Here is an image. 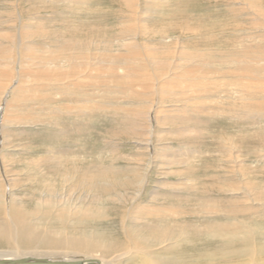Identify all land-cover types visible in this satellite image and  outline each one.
Returning <instances> with one entry per match:
<instances>
[{
	"label": "bare ground",
	"instance_id": "obj_1",
	"mask_svg": "<svg viewBox=\"0 0 264 264\" xmlns=\"http://www.w3.org/2000/svg\"><path fill=\"white\" fill-rule=\"evenodd\" d=\"M91 1L65 0L73 7L61 14L53 13L48 19L38 15L23 16L15 10L0 11V264H122L127 261L130 264H264V229L244 219L250 212L258 215L261 210L264 213V199L260 198L264 187L254 195L248 185L254 179L247 178L249 173L264 169V154L257 151V147H264V140L252 141L246 152L239 144L222 141L216 153L215 165L205 169L209 173L192 174L198 163L192 165L193 168L187 167L189 176L182 187L174 192L176 199L172 203L150 202L148 206L138 202L142 200V192L148 183L150 165L159 158L153 149L151 160L146 155L148 161L144 169L137 164L130 166L133 168L109 166L110 162L108 166H101L100 163L92 166L89 163L91 166L86 168L78 165L72 167L74 160L92 162V159L81 157L84 155H78L80 152L70 154L75 143L66 139L62 144L66 150L58 153L46 151V155L20 162L18 169H7L4 150L10 144L13 129L19 123H24L23 120L33 122L40 115L32 109L23 112L22 105L35 98L48 104L50 118L56 119L57 114H62L64 119L68 118L74 123L78 121L72 119L76 117L72 113L91 117L103 109L125 112L133 121L139 119V124H135L133 129L137 136L144 137L147 149L158 127L167 125L170 120L186 124L188 120H195L192 116L200 117V114L211 119L222 117L238 120L249 117L253 121L263 118L264 114L261 116V112H256L254 107L264 103V48L251 46V40L258 37L246 35L235 24L229 25V28L224 25L222 31L225 36L218 33L213 35L212 32L205 36L209 39L218 36L224 38V46L220 42L215 48H194L195 45L189 44L196 32L189 27L137 29L128 24L133 23L128 17L122 22L128 25L124 28V24L119 26L116 42L85 40L80 36L82 25L79 26L77 20L74 23L72 17H78L77 12L84 10L82 6ZM120 1L129 10L131 8L136 15L133 19L138 22L139 16L134 11L140 7V0ZM144 1L155 6L142 8V14L162 12L166 5L163 3L167 2ZM223 1L226 5L223 7L228 10H225L226 18L243 16L244 12L239 9L243 0ZM253 1L257 3L259 0ZM245 14L249 15L248 12ZM145 20L148 19L144 18L143 22ZM255 20L252 18L250 22L257 25L258 21ZM146 37L156 38L155 41L163 46L170 41L173 45L166 44L170 53L164 51L162 54L164 47L161 50L155 47L160 51L159 57H154L155 50L151 49L150 44L155 41H148ZM36 38L42 43L37 44ZM110 44L113 46H108ZM49 87L53 88V93L43 89ZM62 97L69 101L68 106ZM102 98L106 100L105 103L98 101ZM124 99L128 108L123 105ZM237 99L241 102L238 105ZM172 101L183 104L176 105L173 111L165 109V102ZM230 101L233 104L229 109L230 106L227 108L226 104ZM189 103L194 111H189ZM212 104L219 108L209 114L211 108H205V105ZM184 131L189 129L185 127ZM252 151L256 154V160L261 158L257 162L263 164L245 165L243 158L253 155ZM192 155L189 156L191 160L197 158ZM161 157L166 164L167 155L162 153ZM19 186L24 188L18 189ZM201 188H204L207 196H204ZM111 191L115 192L111 199L117 198L123 206L131 203L122 215L118 230L120 238L114 237L115 246L112 236L118 234L104 227L100 228L103 230L97 228L101 227L100 220H105L106 214L88 207L81 208L84 197L85 200L91 197L89 199L94 202L99 199L100 192L108 197ZM24 197L30 202L34 201L31 208L23 204ZM258 199L262 200L257 201L260 205L255 204ZM136 203L135 208H139L138 213L147 222L132 223L134 220L130 215L136 214L133 205ZM92 207L94 209V205ZM200 218L204 221L203 226L193 228L195 223L190 221ZM212 239L218 240L216 252L220 253L208 247Z\"/></svg>",
	"mask_w": 264,
	"mask_h": 264
},
{
	"label": "rangeland",
	"instance_id": "obj_2",
	"mask_svg": "<svg viewBox=\"0 0 264 264\" xmlns=\"http://www.w3.org/2000/svg\"><path fill=\"white\" fill-rule=\"evenodd\" d=\"M243 1H242L243 5H241L242 7L241 6H240V8L238 7L241 11L244 12L243 16H237V17H234L233 19L228 18L229 16L226 18L227 14L225 12L228 10H226V8L223 7V5H225L223 3L224 2L223 0H167V2L163 3L166 5H165V8L162 12H156V13L155 12H147L145 14L141 13L142 12L141 9L142 8H148V7H149V9H151V7L155 6V4H152L148 1L145 2L144 0H140V2H139L140 7H137L136 11L133 10L139 16L138 22H137V20L135 21L133 19V17L136 15L133 14V12L131 11V8L129 10V8H127L124 4H122L120 0H92L90 2V4L82 6L84 8V10L79 11L80 13L77 12L78 17L73 16L72 18H73L74 23H76V21H74V20H77L79 23V26L82 25L81 29L83 31L80 32V36H82V38L85 40L93 39L96 42H99V41L102 42V40L108 41V42L113 40V42L114 41L116 42V33L118 32L120 27L123 26V24L125 26H123L122 28L126 27V25L129 24L131 26L134 25L135 28H137V29L148 27V29H150V30H157V29H160L161 27H168V26L169 27L170 26H177L179 28H180V26L181 27L184 26L183 28H186V27L191 28V30L196 32L194 34L197 35L196 36L193 34L194 36L191 37V43L189 45H191V46L195 45L194 48L195 47H199V48L204 47L205 49L208 47L209 48H215V47H217V45L221 44L220 42H222V44H223L222 46H224V44H225L224 38L220 39L218 36L217 37L218 39L217 38L209 39V38H206L205 36L211 32L213 35L217 34V33H218L217 35H221V34L224 35L223 31H222L223 26L226 25V27L229 28V25L233 26L235 24V25H237L236 28L237 29L240 28L242 31H245L244 33L246 35L258 37L257 40H251V46L264 48V25H263V23H264V0H259V1H257V3L254 2L253 0H248L249 2H247V0H243ZM151 2H153V1H151ZM169 6H171V7H169ZM72 7H73V5L67 4L65 2V0H0V11H2V12L3 11L14 12L13 10H15L16 13L19 12V13L23 14V16L30 17L32 15V17H35L36 15H38L40 18H43V19H46V18L48 19V18L52 17L53 13L61 14V13H63V11L65 12V11H67L68 8H72ZM173 8H175V12H174ZM160 9H161V7H160ZM166 9H168V10H166ZM170 9H172V10L170 11ZM247 12L249 13V15L245 14ZM176 13H178L177 14L178 16L176 15ZM117 14H120V16H122V17H119V15H117ZM65 17H67V15H65ZM128 17L131 21H133V23L129 22L128 24H125V23L122 24V22L124 20H126V18L128 19ZM173 17H175V18L173 19ZM144 18H147L148 20H145V22H143ZM252 18H254L258 21L257 25L253 24L252 21L250 22V20ZM223 19L225 20V22ZM230 19H232V22ZM160 21H162V22H160ZM226 21H227V23H226ZM119 22L121 23V25ZM118 23H119V25H118ZM138 26H140V27H138ZM193 28H195V29H193ZM210 28H211V30H210ZM193 38H194V40H193ZM145 39L146 40L148 39V41L157 40L156 38H152V37H148V38L146 37ZM36 41L38 42V43L36 42L37 44L42 43V41L38 40L37 38H36ZM244 42H246V40ZM99 44H101V43H99ZM166 44L173 45L170 41L165 43V46L160 44V42H158V41H155L154 43L150 44L151 49L154 48V50H155L153 53L154 57H157V58L159 57V51L161 50L160 49L161 47H164V49L166 47L165 50L163 49L162 54L164 53V51L166 53L167 52L170 53V51L167 50L168 45H166ZM108 46H113V45L110 44ZM155 47L160 49V50H158V49L156 50ZM115 48H117V46H115ZM228 48H230V47H228ZM263 48H261V49H263ZM201 49H203V48H201ZM31 51L33 52L35 50H31ZM35 52H36L35 54H39V52H37V51H35ZM43 89L44 90L46 89L47 93H53L54 92V91L52 92L53 88H50V87L49 88H43ZM49 89L51 90V92L49 91ZM46 91H44V92H46ZM62 99H63V101H65V104H67V106H68L69 101H67L64 97H62ZM62 99H60V100H62ZM98 101L105 103L104 101H106V100L104 98H102V99H99ZM120 101H122V99H120ZM126 101L127 100L124 99L123 105L125 108H128V106H127L128 104ZM237 101H238V99L236 100V102ZM25 102H27V101H25ZM116 102H118V101H116ZM172 102L171 103L165 102V104H164L166 106L165 109L173 111V109L176 105L183 104L182 102H176V101H172ZM230 102L231 103L226 104L227 108L230 106L229 109L231 108V105L233 104L232 101H230ZM196 103H198V102H196ZM238 103L240 104L241 102L238 101L236 104L238 105ZM244 105H246V104L244 103ZM244 105H241V106L245 107ZM259 105H261V106H259V107L254 106L256 109L255 111L261 112L260 115L262 116V114H264V106H263L264 103L259 104ZM22 106H23V112L25 110V112L27 113L28 109H30V110L32 109L31 111L36 110V112H39L40 115L38 116L39 118L36 116L35 119L33 120V122H30L28 120L27 121L23 120L24 123H19L16 126V129H13L12 135L9 137L10 144H8L4 150V153H5L4 159L7 162L6 165H7V169H9V171H11L12 169H15V168L18 169L21 165V164H19L20 162H25L26 160L33 158V157L34 158L41 157L42 154L46 155V153H47L46 151L51 150L53 153H54V151L56 153H58V151L66 150L62 145L63 143H65L64 141L66 139H70L71 141L74 140L72 142V144L75 143V144L80 146L79 147V146L73 144L74 147L70 149V154L75 153V152H76V154H78L80 152L78 155H80V156L84 155L81 157H85V158L89 157L90 159H92V162L87 161L88 163L85 161L86 159L84 160L85 162L84 161L79 162V160L78 161L74 160L73 163H75V164H73L72 167L75 165L76 166L78 165V167L86 168V166H91L90 164H92V166H93L94 164H97V163H100V165L102 164L101 166H104V164L106 166H108L109 162H110L109 166H111V164H112V165H116V167H123V168L127 167V168H129L133 164H137L139 167H141V169H144V167L146 166L147 161H148L146 158V155H147L148 159L151 160V157L153 154L152 152L154 150V151H156L155 155L158 156L159 158L157 160H153L155 162L154 164H152L153 166L150 165V167H152V168H150V170H148V183L145 185L144 192H142L143 193L142 200L138 202V204H140V205H147V206H148V204L150 205V202L152 204L170 203V202L172 203V201L176 199L175 196L173 195L174 192L182 187V183L185 182V179L189 176L188 173H186L187 169L190 168V166L193 168V166L198 163L197 165H199V166L194 168V170H196V171H192V174H194V173L197 174V172L205 173L204 171H208L205 169H207L208 166H211V167L214 166L216 163L215 160L218 157L216 153L220 150L219 145L222 141L228 140V141L234 142L235 144H239L242 147V151L246 152L247 150L249 151L248 146H250V143L252 141L256 142L257 140H260V141L264 140V116H263V118L256 119L253 121H252V119H249V117H242V119L238 118V120H239L238 121L237 119H225L222 117L217 118V119H211L207 115L200 114L199 115L200 117L192 116L191 118L195 119V120H188L189 123H186V124H183L182 122L179 123L178 121L171 122V120H170V122H168L167 125L159 126L157 129V133L152 138V143L150 145V148L147 149V146L145 145V143L143 141L144 137L137 136L136 132L133 129L135 124H137V123L139 124V122H140V121H138L139 119L138 120L134 119L135 121H133V119L129 115H126L125 112H121V111H117V110L103 109V110L99 111V114L94 113V114H92L94 116H91V117H88L87 115H84V116L81 115L82 116L81 117L79 115H75V113H72V115L74 117L75 116L76 117L75 118L71 117V118L74 120L77 119V121H78L77 123H74V122L70 121L68 118L64 119L65 116L62 114H57L56 119L50 118L49 117V115H50L49 110H47L48 104L42 100L39 101L36 98L34 99V101H32L30 99L28 103H24V105H22ZM205 106H206L205 108H208V107L211 108L209 114H211V112H213L215 110V108H219V107H217L218 105H216V104L215 105H213V104L212 105H205ZM241 106H240V109H241V112H243L242 110H244V109L241 108ZM188 107H189V109H191V110L188 109L190 112L195 110L191 103L188 104ZM250 108H246V110H249ZM44 112H45V114H44ZM105 112H107V114ZM116 112H117V114H116ZM246 112H249V111H246ZM100 113H101V116H100ZM203 116H205V117H203ZM101 117H103V118H101ZM128 117L131 118V120ZM88 118H89V121H88ZM93 118H94V120H93ZM37 119H39V122ZM126 119H128V120H126ZM34 121H35V123H34ZM96 121H97V126H96ZM132 121L134 124L132 123ZM203 121H205V122H203ZM81 123H83V124H81ZM128 123H130V125ZM86 124L87 125L89 124V125L87 126ZM0 127H2V120L1 119H0ZM164 127H165V130L163 129ZM185 127H186V130L189 129V131L185 132L184 131ZM87 128H88V130H86ZM10 129H11V127L9 128V130ZM195 129H196V131H195ZM248 129H249V131H248ZM85 130H86V132H85ZM0 131H1V128H0ZM90 131H91V133H90ZM183 131L187 134H184ZM254 131H256V132H254ZM81 132L84 135H82ZM163 132H165V133H163ZM182 133L184 135H182ZM255 133H257V135H255ZM79 134H81V135H79ZM71 135H73V136H71ZM75 135H76V137H75ZM85 137H86V139H85ZM89 137H91V138H89ZM92 139H93V141H92ZM49 141H50V143H49ZM92 142H94L93 143L94 146H92ZM0 143H1V133H0ZM90 146H92V147H90ZM77 147H78V149H77ZM75 148H76V150H75ZM57 149H59V150H57ZM147 150H148V152H147ZM257 151L264 154V147L263 146L257 147ZM162 153L165 156L167 155V157H166L167 163L166 164L164 163V161L161 160L162 159V157H161ZM87 154L89 156H87ZM199 154H201V155H199ZM212 154H214V155H212ZM252 154H253V151H252ZM191 155L197 156V158H199V157L200 158L199 159L193 158L191 160V157H189ZM173 156H175L176 158ZM255 156H256V154H253V155H250L249 158H247V159L243 158V160H245V165L247 166V164L251 163L254 166H256V165L259 166L258 164H263L261 162H257L261 158L256 160L254 158ZM182 158H185L186 161H185V159H182ZM172 159H173V161H172ZM176 159H178L179 162ZM138 160H141V161L138 162ZM98 161H100V162H98ZM161 161H162V163H161ZM171 162H172V164H170ZM175 162H177V163H175ZM173 163H175V164H173ZM178 163L181 164V166H179V165L177 166ZM85 164H88V165H85ZM183 166H184V168H183ZM130 168H133V167H130ZM180 170H183V171H180ZM57 172H59V170ZM209 172L210 171H208L207 173H209ZM195 177H197V176H195ZM250 177H252V179H254V180H251L248 183V185L251 186L252 192L255 195L256 191L262 190V188L264 187L263 186V184H264V169L256 170V172L253 174H252V172L249 173L247 175V178H250ZM57 184L59 185V183H57ZM23 188H24V186L18 187V189H23ZM253 189H255V190H253ZM199 191H200V187H199ZM201 192L203 194H205L204 196H207V193H204L205 192L204 188H201ZM100 193H101V195L99 194L100 195L99 199L94 200V202L89 199L91 197L86 198V200L84 197L83 202H82V204L84 206H82L81 208L83 209L84 207L85 208L88 207L91 210H99L102 213L106 214V215H104L105 220H100V226L101 227L97 226V228L100 229V228L104 227L105 229H108V230L110 229L111 231L116 232L118 235L112 236L113 246H115L116 242L114 240V237L120 238L118 230L120 229V225H121L120 223L122 222V218H123L122 215L125 211L128 210L131 203H130V205L127 204V206L126 205L123 206V205H121V203L118 201L117 198L111 199V197L115 193L114 191H111V193H110L111 196H108V197L104 194V192H100ZM253 194H251V195H253ZM254 195L252 197H254ZM260 198L264 199V193L262 196H260ZM218 199H220V198H218ZM261 199L256 200L255 204L260 205L261 204L260 202L262 201ZM22 201L24 202L23 204L26 205L27 208H29V207L31 208L32 205L34 204V201L30 202V200L26 199L25 197L22 199ZM257 201H260V202H257ZM91 202H92V204H91ZM92 205H94V209H93ZM133 205L135 208L137 206V203L133 204ZM138 209L137 208L134 209V210H136V214L130 215V218H132L134 220L132 223L137 222L138 224H140V223L147 222L148 220L143 219L142 216L138 213L139 212ZM0 213H1V210H0ZM253 214H254V216H253ZM263 215H264V213L261 212V210H259L258 215H257V213L250 212V213H248V215L244 219L247 221L250 220L249 221L250 223H253L255 226L259 225V227H261V229H264V228H262V227H264V224L262 223L263 222ZM138 218H140V219L136 220ZM200 219L203 221L202 218H200ZM201 220L195 219V221H193V222L190 221L193 224L195 223V225H193V228H195L196 226L199 227L200 225L203 226L204 221L202 222ZM199 221H201V222H199ZM190 222H189V224H190ZM197 223H199V224H197ZM95 224H97V223H95ZM100 230H103V229H100ZM174 230H176L175 227H174ZM191 231H192V229H191ZM141 232H143V231H141ZM143 234H145V232H143ZM216 241L214 239L209 241L208 247L210 248L211 251L216 252V249L219 247L218 246L219 242H218V240H216ZM125 243H129V241H125ZM238 244L239 243H237V245ZM227 251H229V250H227ZM216 253H220V251H218ZM240 261H242V259H240ZM122 264H130V263H129V261H127V262H123Z\"/></svg>",
	"mask_w": 264,
	"mask_h": 264
}]
</instances>
